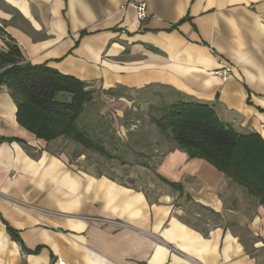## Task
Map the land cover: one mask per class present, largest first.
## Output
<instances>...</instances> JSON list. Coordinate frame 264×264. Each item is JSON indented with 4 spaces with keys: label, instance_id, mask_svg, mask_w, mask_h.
<instances>
[{
    "label": "crops",
    "instance_id": "crops-1",
    "mask_svg": "<svg viewBox=\"0 0 264 264\" xmlns=\"http://www.w3.org/2000/svg\"><path fill=\"white\" fill-rule=\"evenodd\" d=\"M131 1L146 4L144 21ZM1 39L89 90L198 102L264 140V0H0L4 50ZM15 114L0 86V264H264V207L206 161L161 145L155 172L182 194L165 185L152 199L76 169ZM175 197L191 218L209 214L204 226Z\"/></svg>",
    "mask_w": 264,
    "mask_h": 264
},
{
    "label": "trees",
    "instance_id": "trees-1",
    "mask_svg": "<svg viewBox=\"0 0 264 264\" xmlns=\"http://www.w3.org/2000/svg\"><path fill=\"white\" fill-rule=\"evenodd\" d=\"M1 41L5 48L0 50V86L5 87L16 106L17 124L47 144L67 138L112 159L99 141L78 127L85 105L92 100L88 85L45 65L26 62L16 44ZM151 122L160 133L169 135L188 158L206 161L264 207V140L259 135L237 134L219 120L211 107L198 102L172 103ZM159 179L182 194L181 185ZM8 231L19 241L14 231Z\"/></svg>",
    "mask_w": 264,
    "mask_h": 264
},
{
    "label": "rangeland",
    "instance_id": "rangeland-1",
    "mask_svg": "<svg viewBox=\"0 0 264 264\" xmlns=\"http://www.w3.org/2000/svg\"><path fill=\"white\" fill-rule=\"evenodd\" d=\"M92 93V100L85 105L78 127L93 140L99 141L112 159L67 138L50 142V151L64 156L76 169L140 187L152 199H157L166 189L155 172L164 152L160 147L163 144L174 147L175 144L169 135L159 132L151 118L162 115L168 102L155 101L153 92L149 91L114 95H103L99 91ZM229 182L236 190H242L246 197L253 199L243 188ZM173 203L194 226H204V219L210 217L204 214L191 218L196 207H188L186 201L177 197Z\"/></svg>",
    "mask_w": 264,
    "mask_h": 264
},
{
    "label": "built area",
    "instance_id": "built-area-1",
    "mask_svg": "<svg viewBox=\"0 0 264 264\" xmlns=\"http://www.w3.org/2000/svg\"><path fill=\"white\" fill-rule=\"evenodd\" d=\"M128 6H131L136 11V16L138 21H144L147 18V12H146V4L144 2H134L131 1L128 3ZM230 69L228 67H223L219 72H217L218 76L223 81H226L229 75ZM57 264H64V262L57 261Z\"/></svg>",
    "mask_w": 264,
    "mask_h": 264
}]
</instances>
